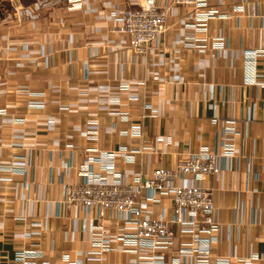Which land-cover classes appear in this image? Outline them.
I'll return each instance as SVG.
<instances>
[{
    "label": "crops",
    "instance_id": "obj_1",
    "mask_svg": "<svg viewBox=\"0 0 264 264\" xmlns=\"http://www.w3.org/2000/svg\"><path fill=\"white\" fill-rule=\"evenodd\" d=\"M80 1L16 0L22 14L7 17L12 1L0 0V264H13L19 249L39 250L35 264H134L136 254L115 239L123 224L108 211L63 210L62 185L80 181L88 149L113 160L112 172L93 167L94 175L130 181L202 147L219 153L223 137L234 157L218 158L220 172L198 181L211 191L220 225L212 257L241 264L264 255V85L246 81L243 54L256 50L254 70L264 72V0H208L221 16L195 32L196 47L176 42L194 33L181 25L191 22L190 7L176 6L144 54L110 30L111 14L131 0ZM215 37L219 49L210 46ZM8 45H26L31 59L18 66L19 51ZM20 88L42 93V110L28 109ZM46 117L55 120L51 130ZM226 119L234 133L222 129ZM91 123L94 132L83 135ZM162 207L170 213L168 197L151 205L153 215ZM171 229L167 263L182 240ZM100 231L114 239L107 249L92 245Z\"/></svg>",
    "mask_w": 264,
    "mask_h": 264
},
{
    "label": "built area",
    "instance_id": "obj_2",
    "mask_svg": "<svg viewBox=\"0 0 264 264\" xmlns=\"http://www.w3.org/2000/svg\"><path fill=\"white\" fill-rule=\"evenodd\" d=\"M11 12L7 15L22 14L21 9L11 0ZM79 5L80 0H75ZM208 0H131L125 8L111 14L110 30L117 34L126 48L135 54H144L155 43L165 30L166 19L176 6L190 7L188 18L191 22L181 25L193 30L191 35H182L176 42L196 47L195 32L205 33V22L213 17H220L217 10L207 6ZM219 2V0H217ZM211 47L219 49L221 40L218 37L210 40ZM203 47V46H202ZM6 52L19 51L17 65L22 60H30V51L26 45L19 47L8 45ZM247 62L246 81L255 85H264V72L256 73L253 67L256 50L243 51ZM259 78V79H257ZM126 83H121L118 90H125ZM27 96L26 107L30 110H42L44 107L42 93H33L20 88ZM134 98V96H128ZM213 121H215L213 119ZM233 120L226 119L222 123L225 132H233ZM44 124L48 130L53 129L55 120L46 117ZM87 130L94 132L95 123L88 124ZM234 133V132H233ZM134 128L131 135H136ZM70 147V145H68ZM123 149V148H122ZM88 149L86 158L81 162L79 182H67L62 185L60 205L63 210L72 208L93 211L100 216L108 211L114 221L123 224L124 233L115 239L121 243L125 251L134 252V264H228L225 257H212L211 247L216 242L220 230L219 223L213 218V201L211 191L200 186L198 181L207 175L216 176L220 172L218 158L230 161L235 149L230 138L220 140V152L208 151L205 147L195 153L178 160L173 167H156L148 173H134L130 181L122 180L113 173L110 180L93 174V167L100 171L112 172L114 169L111 153L97 152ZM96 152V151H95ZM20 162V161H19ZM13 160L8 165H17ZM161 196L169 198L170 213L166 214L162 207L157 215H153L151 205L157 203ZM37 225V223H34ZM171 225L178 228L182 238L179 248L169 263L164 261L165 251L172 245L174 232ZM28 237L27 232L20 233ZM110 236L100 231L92 237V245L107 249L113 242ZM39 250L19 249L14 252L13 264H35L34 258ZM91 260V258H86ZM241 264H264V255H250L240 259ZM257 262V263H255ZM83 261L62 259L58 264H82ZM41 264H46L42 262Z\"/></svg>",
    "mask_w": 264,
    "mask_h": 264
}]
</instances>
